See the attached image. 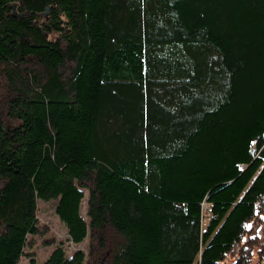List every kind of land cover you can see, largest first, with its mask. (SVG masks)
I'll use <instances>...</instances> for the list:
<instances>
[{
    "label": "trees",
    "instance_id": "16d2710c",
    "mask_svg": "<svg viewBox=\"0 0 264 264\" xmlns=\"http://www.w3.org/2000/svg\"><path fill=\"white\" fill-rule=\"evenodd\" d=\"M39 203L89 240L43 264H249L264 0H0V264Z\"/></svg>",
    "mask_w": 264,
    "mask_h": 264
},
{
    "label": "rangeland",
    "instance_id": "374dc122",
    "mask_svg": "<svg viewBox=\"0 0 264 264\" xmlns=\"http://www.w3.org/2000/svg\"><path fill=\"white\" fill-rule=\"evenodd\" d=\"M203 202L201 206L202 227L205 226L206 220L209 218V208H207ZM85 202L83 201V205ZM38 222L41 226L46 228L42 235H39L33 243L26 248L27 254H32L31 258H24L20 264H43V262L50 256L55 247L61 246L66 254H72L76 251H82L86 253L89 240L86 239L81 245L75 246L69 242L67 230L65 226L59 221L54 213V205L52 203H39L38 204ZM248 229H252V224H247ZM254 228V227H253ZM248 240L250 241V262L249 264H264V260L260 258V250L264 247V218L256 226L255 234H248ZM52 241V242H51ZM51 244V246H46ZM247 246L246 244L243 245ZM242 247V248H244ZM233 251V252H232ZM231 252L236 255L240 252L239 245H236ZM236 253V254H235ZM33 260V263L31 260Z\"/></svg>",
    "mask_w": 264,
    "mask_h": 264
},
{
    "label": "built area",
    "instance_id": "2783aa9c",
    "mask_svg": "<svg viewBox=\"0 0 264 264\" xmlns=\"http://www.w3.org/2000/svg\"><path fill=\"white\" fill-rule=\"evenodd\" d=\"M204 205L208 208V206H207L206 204H204ZM202 206H203V204H202ZM232 252H233V251H232ZM232 252H231V253H232Z\"/></svg>",
    "mask_w": 264,
    "mask_h": 264
},
{
    "label": "water",
    "instance_id": "95a60500",
    "mask_svg": "<svg viewBox=\"0 0 264 264\" xmlns=\"http://www.w3.org/2000/svg\"><path fill=\"white\" fill-rule=\"evenodd\" d=\"M14 9V8H13ZM45 15H46V12H45ZM20 19V17H18Z\"/></svg>",
    "mask_w": 264,
    "mask_h": 264
}]
</instances>
